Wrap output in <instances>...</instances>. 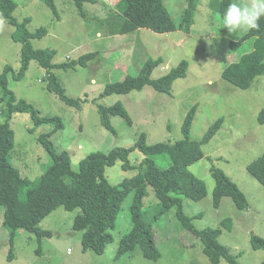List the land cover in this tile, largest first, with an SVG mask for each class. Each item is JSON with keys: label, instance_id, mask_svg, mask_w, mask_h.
Masks as SVG:
<instances>
[{"label": "rangeland", "instance_id": "rangeland-1", "mask_svg": "<svg viewBox=\"0 0 264 264\" xmlns=\"http://www.w3.org/2000/svg\"><path fill=\"white\" fill-rule=\"evenodd\" d=\"M18 8L14 16L19 22L31 18L29 31L35 33L45 28L47 34L32 39L35 49L57 51L55 64H61L90 53L97 57L85 66L62 70L54 68L68 97L79 100L80 106L67 105L48 90L47 70L35 60L31 61L25 75L10 78L8 88L17 100L33 104L41 115L60 117L64 128L52 134L58 152L68 151L74 171L79 170L81 160L93 152L108 153L117 147L130 148L147 134V143H175L183 139L182 127L193 107H196L191 127V140H202L211 126L224 119L221 129L212 140L202 146L203 158L189 167L191 173L203 180L207 196L195 201L184 198V212L197 230L217 228L225 219H231V228L222 227L220 243L229 249L239 264H263L264 250L252 248V236L264 238V186L249 172L248 166L264 154V124L258 122L264 109V74L256 78L251 88L241 90L223 79L226 67L237 62L254 48V39L231 48L248 31L229 35L220 23L222 0H197L194 23L190 33L178 30L158 34L139 29L125 35H113L120 0H83L82 9L77 0H55L57 14L41 0H15ZM246 2V0H241ZM173 21L179 25L188 6V0H165ZM15 28L0 19V75L6 65L17 74L21 69L22 46L12 39ZM149 59H161L152 79L166 75L181 61L189 62L187 76L177 80L169 93L159 92L151 85L128 94H115L100 98L109 83L136 76ZM0 88V123L8 117L7 102L2 99ZM121 102L133 123L129 125L121 116H113L111 122L116 132L102 125L99 106L111 107ZM15 133L14 148L10 152L11 163L30 182H35L52 163L50 153L39 143L38 137L51 133L52 124L37 127L27 113H14L10 119ZM146 156L134 151L129 157L137 167ZM161 167L169 161L165 156L156 158ZM123 161L107 167L105 176L112 186L132 178L137 170H125ZM213 170L224 172L234 181L248 200L246 209H238L230 197H224L220 206H214L215 179ZM133 194L128 195L114 228L113 242L102 255L82 246V231L73 229L81 209L57 208L38 225L51 232V237L41 239L36 234L21 230L15 240L13 260L10 232L4 225V207L0 206V264H210L203 252L202 242L183 227L172 208L155 219L160 208L151 187L145 197L143 217L152 224L156 242L161 251L159 260L147 259L136 247L117 259L120 240L132 227L130 205ZM203 215L197 217L198 215ZM40 249V252H38ZM220 264H230L222 259Z\"/></svg>", "mask_w": 264, "mask_h": 264}, {"label": "trees", "instance_id": "trees-1", "mask_svg": "<svg viewBox=\"0 0 264 264\" xmlns=\"http://www.w3.org/2000/svg\"><path fill=\"white\" fill-rule=\"evenodd\" d=\"M41 1L52 10L54 15H58L55 0ZM164 1L120 0L116 5L117 18L113 24L111 23L113 35H125L139 29H148L158 34L178 30L190 33L197 0H188L187 9L179 25L173 21ZM82 2L83 0H77L81 9ZM230 2L232 0L220 1L219 12L222 15ZM17 8L18 3L15 0H0V19L15 28L12 39L22 46L19 73L16 74L11 65H6L0 75L2 99L7 102L9 117L5 122L0 123V206L4 207V225L10 232L9 259L14 258L15 240L21 230L36 234L39 239L44 236L51 237V232L40 229L38 225L61 206L68 211L81 209V213L74 220L73 229L83 232L82 246L85 251L93 250L96 254L102 255L107 245L114 240L111 230L122 211L125 199L133 194L130 205L133 227L120 240L117 259L139 247L147 259L159 260L161 251L156 242V234L152 224L147 223L143 217L145 197L148 194V188L151 187L157 199V206L160 208L159 213L154 215L155 219L166 211L176 208L177 217L183 227L202 242L203 252L209 258L210 264H220L222 259L230 264H239L229 249L219 241L223 233L222 227L231 228V219L223 220L221 226L217 228L197 230L192 223L195 217L187 216L183 205L184 198L200 201L207 196L205 182L191 173L189 167L204 157L202 146L209 143L221 129L224 119H218L202 140H191L190 132L196 111V107H193L182 127L183 139L175 143L150 145L147 143V134L142 133L139 140L130 148L117 147L108 153L97 151L89 154L81 160L79 170L74 171L71 154L68 151L58 152L51 140L53 133L64 128L62 119L43 116L33 104L23 99L17 100L8 85L10 78L23 77L31 61L35 60L48 72V90L67 105L78 107L80 101L66 95L52 70L54 68L70 70L85 66L96 58L98 53H90L78 60L55 64L53 61L57 51L35 49L32 44V39L43 38L47 30L41 28L35 33L30 32L28 26L31 18H25L19 22L14 16ZM259 23V31H248L240 40L230 43L231 48H237L246 40L254 39L253 50L244 54L237 62L228 65L222 73L224 80L241 90L250 89L256 78L264 74V19H261ZM160 64H162L161 59L147 60L136 76L129 75L123 81L109 83L100 98L128 94L135 90H142L148 85L159 92L169 93L177 80L187 76L189 62L183 60L166 75L152 79L154 70ZM14 113L29 114L37 127L44 124L54 126L51 133H43L38 137L41 146L50 153L52 163L33 183L24 177L10 161L9 154L15 144V133L10 124ZM99 113L102 125L114 133L116 130L111 122L113 116L123 117L129 125L133 123L121 102L111 107L99 106ZM258 122L264 124V109L259 114ZM134 151H139L146 156L137 167L129 162V157ZM159 156H165L169 161L168 166L161 167L156 162ZM118 161H123V169L137 170V174L132 178L124 179L118 186H112L106 179L105 170ZM248 170L264 186V154L249 164ZM213 177L215 207L220 206L224 197H230L240 210L248 207L245 194L229 176L222 171L213 170ZM201 216L203 215L200 214L197 217ZM251 244L255 250H264V238L254 235L251 238Z\"/></svg>", "mask_w": 264, "mask_h": 264}, {"label": "clouds", "instance_id": "clouds-1", "mask_svg": "<svg viewBox=\"0 0 264 264\" xmlns=\"http://www.w3.org/2000/svg\"><path fill=\"white\" fill-rule=\"evenodd\" d=\"M264 19V0H232L220 17V23L229 35L239 31L260 30Z\"/></svg>", "mask_w": 264, "mask_h": 264}]
</instances>
